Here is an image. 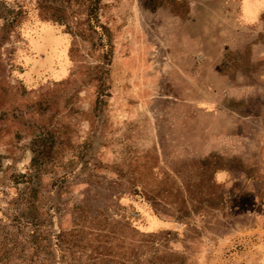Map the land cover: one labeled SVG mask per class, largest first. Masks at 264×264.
I'll return each mask as SVG.
<instances>
[{"label":"rangeland","instance_id":"374dc122","mask_svg":"<svg viewBox=\"0 0 264 264\" xmlns=\"http://www.w3.org/2000/svg\"><path fill=\"white\" fill-rule=\"evenodd\" d=\"M0 264H264V0H0Z\"/></svg>","mask_w":264,"mask_h":264},{"label":"trees","instance_id":"16d2710c","mask_svg":"<svg viewBox=\"0 0 264 264\" xmlns=\"http://www.w3.org/2000/svg\"><path fill=\"white\" fill-rule=\"evenodd\" d=\"M94 2L96 3L97 0H94ZM89 14H92V15L94 14V8H92V9L90 10V13H89ZM23 177H24V176H20V177L18 176L16 182L23 181ZM20 179H21V180H20Z\"/></svg>","mask_w":264,"mask_h":264}]
</instances>
